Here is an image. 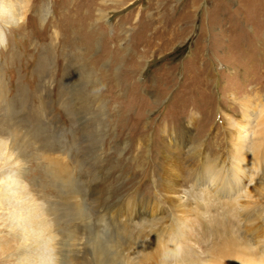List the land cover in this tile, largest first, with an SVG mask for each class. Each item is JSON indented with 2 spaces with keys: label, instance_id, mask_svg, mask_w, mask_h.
<instances>
[{
  "label": "rangeland",
  "instance_id": "374dc122",
  "mask_svg": "<svg viewBox=\"0 0 264 264\" xmlns=\"http://www.w3.org/2000/svg\"><path fill=\"white\" fill-rule=\"evenodd\" d=\"M244 101L264 104V0H0V264H21L25 235L33 264H59L61 231L65 264L200 261L228 234L242 247L222 264H264V221L242 209L263 159L237 154L234 200L195 210ZM156 227L183 233L161 247Z\"/></svg>",
  "mask_w": 264,
  "mask_h": 264
},
{
  "label": "bare ground",
  "instance_id": "6f19581e",
  "mask_svg": "<svg viewBox=\"0 0 264 264\" xmlns=\"http://www.w3.org/2000/svg\"><path fill=\"white\" fill-rule=\"evenodd\" d=\"M242 105H243V108H242V114H241L240 118L237 119L234 123H232L233 129H235L234 133H231L230 130H227L228 131L227 132V137L229 139L228 140V155H227L228 161L227 162L226 161L223 162L221 160V158H217L214 161H209L206 158V160L202 164L201 171L196 174V181H195L196 184H197L196 188H198L200 190L199 192L202 194V198L207 204L201 205L200 202H199V203L196 204L195 210H197V209L199 210V206L204 208V206L213 205V206H210L208 208L207 213L210 212V211L211 212L212 211L213 212H219V206H217V204L215 202H218L219 204L223 205L224 204L223 202L226 201V200L227 201H233L234 200L231 196H232L233 193H235V191H238V187L236 188L235 185L236 184L239 185V183L241 182L240 176H238L237 174L238 173L242 174V172L245 169V165L244 164H246L243 159H237V154L246 155V156L252 157V158L255 159L256 162L257 161H262V159L264 160V104H262L260 109H256V110L253 107H251L249 102L246 103L244 101L242 103ZM251 122H252V125L249 126ZM248 126H249L250 129H247ZM248 130H250V132ZM246 136H248V138H249V136H251V138L248 139ZM201 149H202V145L196 146V147L193 146L192 151L196 154L195 158L196 157H200L199 155L201 153L200 152ZM229 161H230V164H229ZM236 168H237V173L235 172L236 173L235 174L233 172V170L236 169ZM172 169H173V167H172ZM163 171H165V170H163ZM161 178H162V181L164 182L163 184H164V187L167 189V192H169L171 194L174 191L175 186H172L173 184H170V183H172V179H170L169 174H167V172H164V174H161ZM254 179H256V178H254ZM252 181H253V178H252L251 182ZM74 190L75 189H70V194L72 193V195L76 196L77 192L75 190V192H76L75 193ZM246 192H247V190H246ZM79 194L81 195V198H83V195L81 194V191H80ZM0 195L10 196L9 189L7 188L6 190H4V193H2ZM220 197L224 198V199H219ZM174 204L178 208V212H180L181 214H185L186 213V212H184L185 211V206H184V204L182 202H178V203L174 202ZM170 205H171V203H170ZM262 205H264V183L259 181V182L256 183L255 191H254L253 195L251 196L252 212L246 211L245 210V205H243L244 207H242V209L244 210L243 211L244 214H246L249 217V219L246 222H249L250 225H252V224H256L257 221H260V220L264 221V214H263L264 213V210H263L264 207ZM59 210H60V208H59ZM51 211H52L51 214H53L55 216L57 221L60 220V223H61V220L66 221L65 214L63 213V210L62 211L61 210L58 211V209H53ZM188 211H190V210H188ZM197 211H196V213H197ZM178 212H176V213H178ZM141 213H146V212L142 210ZM203 213H204V211H203ZM190 214L191 213H188V216ZM179 215L180 214H178V216ZM202 215H204V214H202ZM146 216H147V214H146ZM197 216L200 218L199 215H197ZM155 217H157V216H155ZM205 217H203V216L201 217L203 219V221H204ZM181 218H185L184 221L191 220V218H189V217H185V216L179 217V218H177L178 219L177 221H178L179 225L181 224L180 223V219ZM195 218H197V217H195ZM212 221H213V219H212ZM160 227H161V225H160ZM179 228L176 227L175 229H171L169 227L168 228L165 227L161 231H160V229L158 230V228H157L158 231H155L152 234V236L154 237L153 240L155 242H157V243H160L161 247H162V244L164 246H167V245H165L164 237L167 236V234L169 236L170 232L174 233V234H178V235L182 234L183 231H180ZM215 232H218V231H215ZM214 234L215 233L213 232V235ZM262 234H260V235H262ZM228 235H229V237H227V239H228L227 241H223L222 243L221 242H217L216 243V241H214V244H213V246L211 247V249L209 251L210 254L208 252L207 256L208 255L209 256H208V258H205V260H203V259H201L200 261L197 260L198 258L196 256H194L196 253H193V251H190L188 249L189 253H191L192 255H188L186 253L185 258H183V260L181 262H179V263H181V264H200V263L203 262V264H222V262L226 261L227 259H232V261L235 260L237 258V252L241 249V247H242L241 245L242 244L239 245L237 243V241H235L236 239H233L234 237L231 238V234H228ZM260 235H259V233H256V235H255L256 240L253 238L254 242H256V243H254V242H252V243L257 245V247H259V246L264 247V238H263V236L258 237ZM25 237H27V236L25 235ZM24 238H22L23 240L19 241L20 243H18L19 246L17 247L16 253H21V255H22V257H21L22 260L20 261L21 264H33V262H34L33 259H36L37 257L36 256L31 257L32 254L29 251H27V247H26V243L28 244V242H27L28 239H26V238L24 239ZM191 239H193V238H191ZM184 240L186 241L185 238H184ZM58 241H59V243L57 242L58 243V248H60L62 250L63 247H64V250L62 252L57 251L58 254L60 253V256H59V259L57 258L56 260L59 262V264H65L64 263L65 262L64 258L66 256L65 253L67 252L66 249H65L66 239H65V235L62 233V231H61V239L58 240ZM219 243H221V244H219ZM7 245L9 247H12V244H11L10 241L7 242ZM188 246H187V248H188ZM244 248H246V247H244ZM247 248H248V246H247ZM104 249H101V250H104ZM101 253H103V252H101ZM199 257H202V256L200 255ZM179 259H181V258H179ZM185 259L187 260L186 262H184ZM40 263L41 262H38L36 264H40ZM107 263H109V262H107ZM99 264H101V263H99Z\"/></svg>",
  "mask_w": 264,
  "mask_h": 264
}]
</instances>
